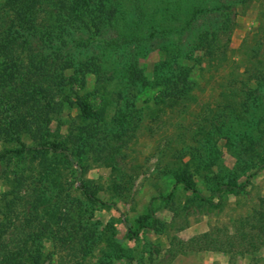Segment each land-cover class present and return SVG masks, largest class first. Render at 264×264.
I'll use <instances>...</instances> for the list:
<instances>
[{"label": "rangeland", "instance_id": "obj_1", "mask_svg": "<svg viewBox=\"0 0 264 264\" xmlns=\"http://www.w3.org/2000/svg\"><path fill=\"white\" fill-rule=\"evenodd\" d=\"M32 5L0 0V264H264L226 245L264 198V0ZM47 141L70 162L8 153Z\"/></svg>", "mask_w": 264, "mask_h": 264}, {"label": "trees", "instance_id": "obj_2", "mask_svg": "<svg viewBox=\"0 0 264 264\" xmlns=\"http://www.w3.org/2000/svg\"><path fill=\"white\" fill-rule=\"evenodd\" d=\"M13 9L23 17H33L34 10L32 5V0H12ZM111 14L114 13V10H110ZM113 12V13H112ZM8 51V46H5ZM46 152L51 153L54 155H60L62 158L70 162V157L67 151L58 143L47 141L40 143L35 146H25L24 144H19V147L13 151H9V154H16L21 155L28 152ZM5 155H1L0 158L4 157ZM259 169V168H258ZM250 175L246 178V180L241 183L237 184L236 182L226 183L224 185H220L215 189V195L217 196L218 193L222 191H227L229 193H236L240 190H243L246 187L247 181L252 177ZM175 183L182 186L183 190L190 193L194 198H200V194L197 191L193 182L188 180L184 176L176 177ZM78 189L81 191L84 198L91 202H98L100 203L99 199L90 193L86 186L80 184ZM105 204V203H100ZM208 204L213 205L211 201H208ZM219 206V203L215 204ZM244 220V219H243ZM242 220V221H243ZM248 221H250V228L248 231H245L247 225H249ZM156 219L152 214L150 208L147 209L145 215L137 218L133 223H125L126 233L125 236L128 239L137 238L138 232L140 229H152L156 224ZM216 239H214V243H216ZM226 245L229 247H235L237 245H243L247 247H259L264 245V198H261L256 208L253 210V214L250 217V220H245L244 223L239 221V226L235 228V233L228 237L226 241ZM213 243V244H214ZM40 256L33 257L32 264H41Z\"/></svg>", "mask_w": 264, "mask_h": 264}]
</instances>
